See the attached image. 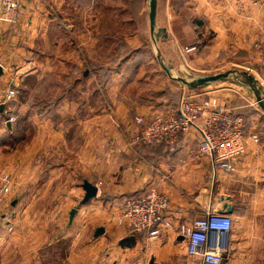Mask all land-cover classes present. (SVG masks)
Masks as SVG:
<instances>
[{"label":"crops","instance_id":"obj_1","mask_svg":"<svg viewBox=\"0 0 264 264\" xmlns=\"http://www.w3.org/2000/svg\"><path fill=\"white\" fill-rule=\"evenodd\" d=\"M15 1L16 22H0V104L17 89L11 105L18 115L17 123L5 124L0 106V198L7 204L0 216V264H44V253L62 250L65 264L191 263L186 241L175 233L162 229L160 238L151 240L146 232L119 225L123 201L149 191L167 197L163 215L176 224L210 211L228 214L233 228L227 264H264V239L258 237L264 234L259 128L264 115L245 120L246 151L233 161L231 173L216 169L209 157H197L195 131L173 153L163 145L132 144L136 117L149 121L186 98H216L230 108L226 79L214 87H191L177 74L245 69L242 63L252 57L255 43L264 41V0H177L175 15L171 0L162 12L157 0L154 32L148 2L147 32L133 30L124 39L161 36L176 44L179 54L155 56L162 73L151 59L147 67L144 52L123 56L102 50L103 42L116 40L121 26H135L131 18L119 19L120 10L130 9L123 0ZM106 9L112 13L102 18ZM181 9L190 17L181 18ZM192 44H198L196 51H179ZM55 79L49 88L53 97L43 91L47 97L36 104L22 99L31 80L36 90ZM22 116L31 119L32 132L22 130ZM255 134L259 143L251 140ZM86 182L98 194L82 204Z\"/></svg>","mask_w":264,"mask_h":264},{"label":"built area","instance_id":"obj_2","mask_svg":"<svg viewBox=\"0 0 264 264\" xmlns=\"http://www.w3.org/2000/svg\"><path fill=\"white\" fill-rule=\"evenodd\" d=\"M19 3L15 0H0V22L14 23L17 20ZM198 45H189L187 52L197 50ZM255 49L264 55V41L255 43ZM17 89H10L0 106L4 107V123L15 124L18 115L12 112V102ZM137 129L132 136L134 146L163 145L175 152L180 140L197 132L200 136L197 157H209L216 169L234 172L233 161L246 151L248 131L245 119L234 115L230 108L216 98H186L175 109L154 116L146 121L136 117ZM254 143L260 142L259 135L250 136ZM169 200L154 191L137 197L126 198L122 203L119 225H127L132 232H146L151 240L160 238L162 229L175 233L186 241L187 254L191 263L182 264H227L230 253V237L233 219L226 213L207 212L191 223L176 224L164 217ZM7 204L0 198V216Z\"/></svg>","mask_w":264,"mask_h":264},{"label":"rangeland","instance_id":"obj_3","mask_svg":"<svg viewBox=\"0 0 264 264\" xmlns=\"http://www.w3.org/2000/svg\"><path fill=\"white\" fill-rule=\"evenodd\" d=\"M127 2L125 5L126 7H129V11L127 10H120V15L119 19L121 22L126 21L127 19L131 18L135 22V26L133 28L131 27L130 29L128 27H120V34H116V40L112 42H103L102 45V50L108 51V50H113L115 52V55H123V56H128L130 53H134V51L137 50V55H141V53L144 52V59H147V67H149L148 62L154 63L153 65L158 67L162 73V68H160V64L157 62V59L155 56L158 54L165 53L167 55H172L171 52L175 54H179L177 45L174 44L173 42H168L164 41V39L160 36L156 38V41H151L148 39V36H143V40L141 41H133V42H125V36H130L133 34V30H135L138 33H144L147 32V22H148V11H147V3L150 2V0H123ZM172 3H174V15L177 14V0H171ZM167 0H158L159 3V10L162 12L164 8L163 3H166ZM146 8V13H144V9ZM176 9V10H175ZM101 17L104 18L108 17V14L111 15L112 12L106 10L101 11ZM128 13L130 14V17H128ZM124 14V15H123ZM181 18H188L190 17L191 12H188L187 10L181 9L180 13H178ZM111 18V17H110ZM108 18V19H110ZM161 25V24H160ZM161 27V26H160ZM111 28L110 31H117V27H109ZM130 30V31H129ZM174 30V34H175ZM130 34V35H129ZM140 37V36H139ZM146 38V39H145ZM198 45V44H197ZM180 48L179 51L185 53H191L187 52L186 48ZM198 49V48H197ZM196 51V50H195ZM254 54V55H253ZM108 59V58H106ZM111 59V58H109ZM182 60L181 58H179ZM246 60V59H245ZM116 61V57H115ZM245 66L244 68H241L240 66L237 67H229L226 66L223 69L219 71H223L220 73H210L206 76L210 75H216V74H221V73H227L229 70H231L230 73V78L225 80L224 86L226 91L225 93L230 95L229 98H227V103L229 107L235 112L240 115H242L246 122L248 123V119H251L252 117L256 115H264V111L260 107L259 101H258V95H260L264 99V55L261 53L259 50L253 48V53L252 57H250L246 62L242 63ZM170 65H174V62L170 63ZM242 66V65H241ZM218 68V67H217ZM214 67V69H217ZM246 68H249L250 71H247ZM190 75L187 74H177L180 78L186 79L188 81H193L194 79L198 78L201 76V74L198 73H189ZM176 75V74H174ZM250 78H253L254 80H250ZM55 79L54 82L50 81L49 83H46L45 85H42L44 89H36L34 90L33 88V80H31L30 83V88L28 87L27 92L25 95H21L22 99L27 100L30 104H36L37 100L39 98H44L47 96L53 97V93H55L53 90L49 91V88L52 86H55L56 83ZM219 83V82H217ZM217 83H211L210 86L214 87L219 84ZM221 83V82H220ZM35 86V85H34ZM43 91L47 92V96ZM229 99V100H228ZM27 115V113L25 114ZM25 120V121H24ZM28 117H25L23 119V116L21 118V125H22V130H28L32 132V123L31 119L28 121ZM259 128L262 130L264 135V121L259 122ZM259 238L264 239V234L258 235ZM50 252H46L43 254V263L44 264H65V253L64 250L62 252L56 254H50ZM54 258V259H53ZM56 258V259H55Z\"/></svg>","mask_w":264,"mask_h":264},{"label":"water","instance_id":"obj_4","mask_svg":"<svg viewBox=\"0 0 264 264\" xmlns=\"http://www.w3.org/2000/svg\"><path fill=\"white\" fill-rule=\"evenodd\" d=\"M151 3V16H150V21H151V30L154 32L155 31V27H156V3L157 0H150ZM164 29H159V32H164ZM165 71H167V73L170 75V71L164 66ZM3 75V68L0 65V76ZM230 76V73H221V74H216V75H210V76H200L196 79H194L193 81L187 82L186 80H182L183 83H185L188 86L191 87H201V86H205L211 83H216L219 81H222L224 79H228ZM250 80H254L253 78H250ZM259 99V104L260 107L262 108V110L264 111V99H261L262 97L260 95H258ZM2 110V108L0 109V111ZM86 195L84 197V200L82 202V204H86L87 202H89L92 198H95L98 194V188L89 184V183H84L83 186ZM77 213V210L74 209L71 212V220L74 219L75 215ZM227 213H231V209H228ZM99 232H102V229H100Z\"/></svg>","mask_w":264,"mask_h":264}]
</instances>
